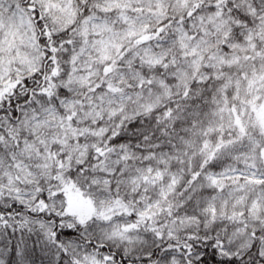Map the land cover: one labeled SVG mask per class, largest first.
Instances as JSON below:
<instances>
[{
    "label": "snow or ice",
    "instance_id": "snow-or-ice-1",
    "mask_svg": "<svg viewBox=\"0 0 264 264\" xmlns=\"http://www.w3.org/2000/svg\"><path fill=\"white\" fill-rule=\"evenodd\" d=\"M0 264H264V0H0Z\"/></svg>",
    "mask_w": 264,
    "mask_h": 264
}]
</instances>
